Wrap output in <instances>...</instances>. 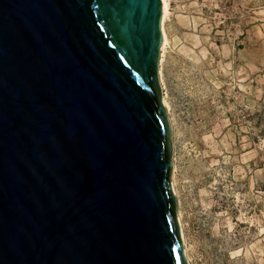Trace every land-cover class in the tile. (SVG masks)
I'll list each match as a JSON object with an SVG mask.
<instances>
[{
	"label": "water",
	"instance_id": "1",
	"mask_svg": "<svg viewBox=\"0 0 264 264\" xmlns=\"http://www.w3.org/2000/svg\"><path fill=\"white\" fill-rule=\"evenodd\" d=\"M162 0H0V264H188Z\"/></svg>",
	"mask_w": 264,
	"mask_h": 264
},
{
	"label": "rangeland",
	"instance_id": "2",
	"mask_svg": "<svg viewBox=\"0 0 264 264\" xmlns=\"http://www.w3.org/2000/svg\"><path fill=\"white\" fill-rule=\"evenodd\" d=\"M169 4L160 67L191 264H264V0Z\"/></svg>",
	"mask_w": 264,
	"mask_h": 264
},
{
	"label": "bare ground",
	"instance_id": "3",
	"mask_svg": "<svg viewBox=\"0 0 264 264\" xmlns=\"http://www.w3.org/2000/svg\"><path fill=\"white\" fill-rule=\"evenodd\" d=\"M163 1V17H162V29H163V43H162V51H161V66L163 65V61H164V56H165V51L167 49V46L169 44V38H168V34L166 31V21L169 18L170 15V4H169V0H162ZM160 79H161V85H162V89H163V103L165 106V110H166V114L169 118L170 121V125H171V129H173V121L171 118V104L168 101V95L165 92V83H164V78H163V71H162V67H160ZM178 172H179V167L177 165V163L174 161L173 162V175L171 178V185H172V189L175 192L176 196H179V191H178V187H179V179H178ZM178 220L180 223V227H181V236H182V243H183V249H184V255H185V259L187 261L188 264L192 263V253H193V246H190L189 243V239H188V235H187V229L188 226L186 224V220L184 217V214L182 212V210L179 211L178 213Z\"/></svg>",
	"mask_w": 264,
	"mask_h": 264
}]
</instances>
